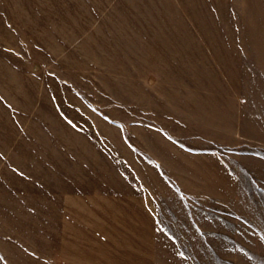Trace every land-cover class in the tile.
<instances>
[{
	"label": "rangeland",
	"instance_id": "1",
	"mask_svg": "<svg viewBox=\"0 0 264 264\" xmlns=\"http://www.w3.org/2000/svg\"><path fill=\"white\" fill-rule=\"evenodd\" d=\"M0 264H264V0H0Z\"/></svg>",
	"mask_w": 264,
	"mask_h": 264
}]
</instances>
